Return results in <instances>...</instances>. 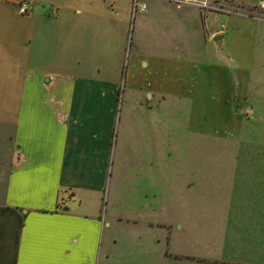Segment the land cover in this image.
<instances>
[{"label": "crops", "instance_id": "crops-1", "mask_svg": "<svg viewBox=\"0 0 264 264\" xmlns=\"http://www.w3.org/2000/svg\"><path fill=\"white\" fill-rule=\"evenodd\" d=\"M22 1L0 0V264H109L110 163H122L117 178L131 165L133 197L151 200L159 227L171 219L174 190L185 199L189 165L204 169L170 163L174 96L194 106L193 133L244 138L242 129L205 131L199 117L205 105L229 101L213 78L225 48L241 90L232 95L235 117L251 111L240 104L250 98L246 34L229 27L210 40L198 9L163 0H147L148 10L136 15L132 0H33L29 15L17 11ZM154 8L173 22L158 26ZM130 37L133 70L124 81ZM158 59L193 65V79L143 81L140 72Z\"/></svg>", "mask_w": 264, "mask_h": 264}, {"label": "rangeland", "instance_id": "rangeland-1", "mask_svg": "<svg viewBox=\"0 0 264 264\" xmlns=\"http://www.w3.org/2000/svg\"><path fill=\"white\" fill-rule=\"evenodd\" d=\"M198 10L206 38L211 40L214 34L224 33L229 27L232 32L246 34L243 47L249 54L251 67L250 98L248 103L240 102L251 111L235 117L239 100L232 95L241 94V90L238 92L235 84L237 72L226 59L227 49H220L223 64L213 78L223 83L229 101L205 105V113L199 117L200 128L215 134H224L227 128L242 129L244 138L193 133L194 106L174 96L170 105V163H205L204 169L189 165L185 173L189 181L185 199L180 200L174 190L171 213L167 214V219H171L165 227L162 224L159 227L155 222L160 215H153L151 200L133 197L137 190L131 178V165L124 163L117 178L115 169L122 163H110L103 202V211L110 222L104 237L108 238L109 264H264V0H211L210 8ZM149 16L158 19L160 27L165 19L173 22L163 9L154 8ZM231 17L238 23L229 26ZM133 52L130 37L124 81L133 70ZM192 70L193 65L185 62L158 59L155 66L151 64V72L142 70L139 76L143 81L151 79L161 84L165 78L174 83L190 82ZM157 106L158 112L164 113L165 106L160 100ZM220 127L222 133L218 132ZM229 256L240 263H231Z\"/></svg>", "mask_w": 264, "mask_h": 264}, {"label": "built area", "instance_id": "built-area-1", "mask_svg": "<svg viewBox=\"0 0 264 264\" xmlns=\"http://www.w3.org/2000/svg\"><path fill=\"white\" fill-rule=\"evenodd\" d=\"M172 3L177 7H197L200 10H207L210 8L211 0H163ZM133 15L138 12H146L148 10L147 0H132ZM33 0H24L17 5V11L21 15H29L33 10Z\"/></svg>", "mask_w": 264, "mask_h": 264}, {"label": "water", "instance_id": "water-1", "mask_svg": "<svg viewBox=\"0 0 264 264\" xmlns=\"http://www.w3.org/2000/svg\"><path fill=\"white\" fill-rule=\"evenodd\" d=\"M222 38H223V35H219V36H216L214 40H215L216 42H219L220 39H222Z\"/></svg>", "mask_w": 264, "mask_h": 264}]
</instances>
